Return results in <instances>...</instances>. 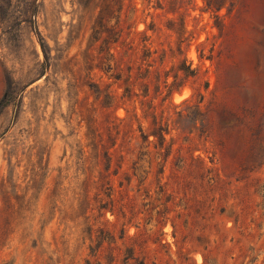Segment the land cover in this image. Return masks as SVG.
I'll return each mask as SVG.
<instances>
[{
    "label": "rangeland",
    "instance_id": "374dc122",
    "mask_svg": "<svg viewBox=\"0 0 264 264\" xmlns=\"http://www.w3.org/2000/svg\"><path fill=\"white\" fill-rule=\"evenodd\" d=\"M7 87L0 264H264V0H0Z\"/></svg>",
    "mask_w": 264,
    "mask_h": 264
},
{
    "label": "trees",
    "instance_id": "16d2710c",
    "mask_svg": "<svg viewBox=\"0 0 264 264\" xmlns=\"http://www.w3.org/2000/svg\"><path fill=\"white\" fill-rule=\"evenodd\" d=\"M38 33V30H36ZM9 86V83H8ZM9 90L8 87L5 89V91L2 94V97L0 98V107L7 105L9 103Z\"/></svg>",
    "mask_w": 264,
    "mask_h": 264
}]
</instances>
